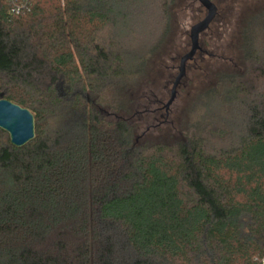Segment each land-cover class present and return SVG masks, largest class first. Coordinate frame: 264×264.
Segmentation results:
<instances>
[{"label": "trees", "instance_id": "1", "mask_svg": "<svg viewBox=\"0 0 264 264\" xmlns=\"http://www.w3.org/2000/svg\"><path fill=\"white\" fill-rule=\"evenodd\" d=\"M174 1L32 0L14 15L0 0V97L35 130L15 147L0 129V264L264 258V11L242 29L243 70L205 94V135L136 144L101 113L128 112Z\"/></svg>", "mask_w": 264, "mask_h": 264}, {"label": "rangeland", "instance_id": "2", "mask_svg": "<svg viewBox=\"0 0 264 264\" xmlns=\"http://www.w3.org/2000/svg\"><path fill=\"white\" fill-rule=\"evenodd\" d=\"M218 14L199 42L207 54H199L186 66V74L177 89L176 98L169 106V116L156 117L151 111L158 100L165 105L174 77L177 74L179 58L190 46L189 30L203 19L205 9L196 0H175L171 7L170 30L160 49L149 59L146 74L128 92V112H115L101 108L103 117L109 121L126 120L132 127L136 144H178L186 136L214 128L205 107V94L210 91L223 74L243 70L240 53L242 29L249 17L264 11V0H212ZM64 93L63 87H58ZM164 113V110H162ZM209 114V112H208ZM164 121V122H163ZM5 140L8 135H2Z\"/></svg>", "mask_w": 264, "mask_h": 264}, {"label": "water", "instance_id": "3", "mask_svg": "<svg viewBox=\"0 0 264 264\" xmlns=\"http://www.w3.org/2000/svg\"><path fill=\"white\" fill-rule=\"evenodd\" d=\"M204 9L205 16L196 22L189 30V49L180 56L177 74L170 89V96L165 104L168 109L176 98L177 89L186 74V66L193 61L197 52L201 51L200 36L208 30L218 14L217 5L212 0H196ZM0 129L9 136L10 144L22 147L34 138V116L27 108H23L9 100L0 97Z\"/></svg>", "mask_w": 264, "mask_h": 264}, {"label": "built area", "instance_id": "4", "mask_svg": "<svg viewBox=\"0 0 264 264\" xmlns=\"http://www.w3.org/2000/svg\"><path fill=\"white\" fill-rule=\"evenodd\" d=\"M11 14L22 15L30 10L32 0H7ZM258 264H264V258H261Z\"/></svg>", "mask_w": 264, "mask_h": 264}, {"label": "flooded vegetation", "instance_id": "5", "mask_svg": "<svg viewBox=\"0 0 264 264\" xmlns=\"http://www.w3.org/2000/svg\"><path fill=\"white\" fill-rule=\"evenodd\" d=\"M200 46H201V51L196 53L195 58L199 54H207V50L203 48V46H202L201 43H200ZM195 58H194V60H195ZM181 84H182V82H181ZM156 103H157V105H161V106H157L153 110H145V112L151 111L152 113H154L155 118L157 116L160 117V118H162L163 117V114H164V119L166 120V118L169 116V112H168L169 109H166L165 108V105L163 104V100H158ZM162 110H164V113H162Z\"/></svg>", "mask_w": 264, "mask_h": 264}]
</instances>
